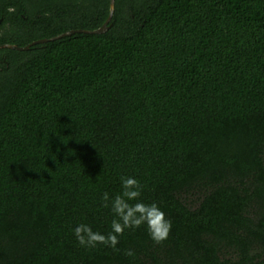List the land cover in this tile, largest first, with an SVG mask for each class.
Here are the masks:
<instances>
[{"label":"trees","instance_id":"obj_1","mask_svg":"<svg viewBox=\"0 0 264 264\" xmlns=\"http://www.w3.org/2000/svg\"><path fill=\"white\" fill-rule=\"evenodd\" d=\"M109 10L0 0V46ZM121 177L168 238L82 247L78 225L111 231ZM0 264H264V0H114L103 34L0 48Z\"/></svg>","mask_w":264,"mask_h":264},{"label":"clouds","instance_id":"obj_2","mask_svg":"<svg viewBox=\"0 0 264 264\" xmlns=\"http://www.w3.org/2000/svg\"><path fill=\"white\" fill-rule=\"evenodd\" d=\"M121 182L123 188L121 194L110 199L109 194L105 192L101 197L103 206L105 208L111 206L116 217L112 220L111 231L105 235L94 232L87 224L78 225L73 232L82 247L94 248L98 244H103L116 249L119 237L124 234L125 229H135L145 224L156 244H161L168 238L172 227L171 221L165 218L164 212L156 203L145 204L139 201L142 191L139 181L133 177H121ZM125 255L135 256V252L128 249Z\"/></svg>","mask_w":264,"mask_h":264},{"label":"water","instance_id":"obj_3","mask_svg":"<svg viewBox=\"0 0 264 264\" xmlns=\"http://www.w3.org/2000/svg\"><path fill=\"white\" fill-rule=\"evenodd\" d=\"M113 1L114 0H110V10H109V15H108L107 19L105 20L104 24L100 28H98L96 30H93V31L71 30V31L62 33V34H60L58 36H55V37H53L51 39L37 40V41L32 42L31 44H29L27 46H24V47H17L16 45H1L0 48H9V49H12V50H17V51H25L31 45L46 43L48 41H54V40L60 39L62 37L70 36V35L75 34V33L103 34L107 30V24H108V22H109V20H110V18L112 16V13H113Z\"/></svg>","mask_w":264,"mask_h":264}]
</instances>
